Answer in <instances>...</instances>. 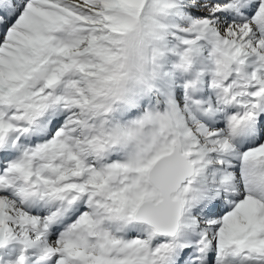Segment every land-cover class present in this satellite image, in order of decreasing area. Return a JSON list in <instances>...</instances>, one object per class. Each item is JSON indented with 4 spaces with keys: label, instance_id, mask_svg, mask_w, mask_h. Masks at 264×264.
I'll return each instance as SVG.
<instances>
[{
    "label": "snow or ice",
    "instance_id": "snow-or-ice-1",
    "mask_svg": "<svg viewBox=\"0 0 264 264\" xmlns=\"http://www.w3.org/2000/svg\"><path fill=\"white\" fill-rule=\"evenodd\" d=\"M0 264H264V0H0Z\"/></svg>",
    "mask_w": 264,
    "mask_h": 264
}]
</instances>
